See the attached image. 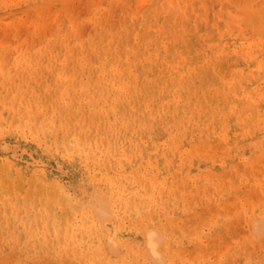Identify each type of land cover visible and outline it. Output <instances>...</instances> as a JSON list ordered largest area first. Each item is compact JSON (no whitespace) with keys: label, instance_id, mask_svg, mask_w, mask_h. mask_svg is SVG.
Here are the masks:
<instances>
[{"label":"bare ground","instance_id":"1","mask_svg":"<svg viewBox=\"0 0 264 264\" xmlns=\"http://www.w3.org/2000/svg\"><path fill=\"white\" fill-rule=\"evenodd\" d=\"M106 1L0 0V264H260L264 0Z\"/></svg>","mask_w":264,"mask_h":264},{"label":"rangeland","instance_id":"2","mask_svg":"<svg viewBox=\"0 0 264 264\" xmlns=\"http://www.w3.org/2000/svg\"><path fill=\"white\" fill-rule=\"evenodd\" d=\"M39 2H42V0H38ZM44 1H46V0H44ZM105 1V4H108V1H106V0H104ZM77 2H79V0L77 1L76 0V2H75V5L76 6H80L81 4H80V2L79 3H77ZM26 5H27V3L25 2H21L20 3V5H13L12 7L14 8V10H18V12H19V16H21L22 17V19H28L29 17H30V15H29V12L27 11V9H26ZM2 8H0V13H1V15H4L6 12H9V11H11L12 10V7L11 8H9L8 9V6L6 7V8H4L5 7V5L3 6V5H0ZM23 13V14H22ZM32 24H30V22H28V26L30 27V28H32V26H31ZM5 26H6V24H5ZM24 26V27H23ZM21 32H25L26 31V25H24V24H22L21 25ZM1 144H4V146L3 145H1ZM7 144V142L6 141H4V140H0V155H5L6 153H9V154H12V155H16L15 157H18V158H20V159H22V160H24L25 162H27L28 164H41L42 165V167H44V169H48L49 167H51V165H50V163L45 159V158H43V157H37V156H35V155H32L31 153H30V151H26V150H23V147H21L20 145H17V144H11V145H9V146H7V147H5V145ZM10 144V143H9ZM15 147V148H14ZM24 162V163H25ZM57 170H60L61 171V173L63 174V175H67V173H69V172H66L65 170H63V168H59V169H57ZM205 172V170H203V173ZM71 183L72 184H75V178L71 175ZM251 183H253V179L250 181V183H247V181H244V182H242V186H241V190L242 191H246L247 190V192H250L249 190H250V188H251ZM245 184V185H244ZM92 187H93V189H96V187H95V185L93 184L92 185ZM227 193V194H226ZM228 193H229V191L228 190H226V191H224V193H222V194H220L219 196H217V199L216 200H218L217 202H220V203H222V204H227L228 203V201H230V199H229V195H228ZM181 200V201H180ZM132 201H133V203H134V206L136 207H138L139 208V200H138V198H135V196H133L132 197ZM178 202L180 203V205L182 206V208H184V203H185V201H184V198H182L181 196H179V199H178ZM242 202L245 204V206H246V208H247V210H248V212H250L249 214L247 213V215H246V217L245 218H243V221H242V223H240V224H235L234 226L235 227H233L232 228V232L231 233H229L228 231H226L224 228H225V226H226V223H224V224H220V223H218V224H216V225H214V227L210 230V227H209V230H208V228H206V226H209L210 224V222L208 223L207 221V218H209L212 214V211H211V209H209V208H205L204 210H203V212H200V211H202L201 209L203 208L202 207V204L200 203V205L199 206H197L196 207V210L198 211L197 212V214H196V220H200V219H205L206 220V222L209 224H207L206 222H204L203 220H202V223H204L206 226H205V229H207V230H205L206 231V233H208V236H215V235H220L221 236V239H220V245H219V250H220V248H222V245H221V242L222 241H225V239L226 240H229V239H231V238H233L234 236L235 237H242L243 238V235L248 231V230H250L251 229V233H252V235H253V237L255 238L256 237V243H257V246L255 247V250H256V260H257V262H260L261 261V263L260 264H264V259H262L261 260V257H263L264 256V233H259L257 230H259L260 231V229H257V224H258V222L256 221L257 219H260V218H262V216H264V214H262V213H264L263 211H264V209H262V210H259L258 212H253V209L251 208V206H250V203H249V201H248V199L246 198V197H244L243 198V200H242ZM249 203V204H248ZM227 205H230V204H227ZM251 209V210H250ZM184 211L185 212H187V210H185L184 209ZM182 209L181 210H178L177 209V214L178 215H181V214H183V213H185ZM261 214H260V213ZM232 213H234V212H232ZM259 213V214H258ZM186 214V213H185ZM209 215V216H206V215ZM211 214V215H210ZM141 215V213H139L138 214V216L137 217H139ZM254 215V216H253ZM255 215H256V217H255ZM213 216V215H212ZM235 216V215H234ZM253 217V219L252 218H250V217ZM249 217V218H248ZM213 219H211V218H209L210 220L209 221H211L212 220V222L213 221H215V219H214V216L212 217ZM249 219L250 220H252V221H249ZM255 220V221H254ZM144 222V221H143ZM199 222H201V220L199 221ZM246 222H248V224H250V225H248ZM250 222H254L253 224L252 223H250ZM256 223V224H255ZM242 224V225H241ZM244 224V225H243ZM246 224V225H245ZM255 224V225H254ZM249 227V228H246V227ZM255 228V229H253V228ZM224 229V230H223ZM146 231V228H142L141 226H138V227H135V225H134V228H133V232H134V235L137 237V238H139L140 239V241H141V243H143L144 241H145V237H146V235H147V233L145 232ZM222 231H224V233H222ZM255 235V236H254ZM259 235V236H258ZM226 237V238H225ZM234 237V238H235ZM233 238V239H234ZM262 241H261V240ZM260 245V246H259ZM161 248H164V246L162 245L161 246ZM259 248V249H258ZM262 248V249H261ZM258 252H259V254H260V256H259V254H258ZM8 253H9V250L6 248V249H4V250H2L1 251V255L3 254V255H8ZM245 253V254H244ZM242 256L243 257H245L246 256V251L245 250H242ZM259 257V258H258ZM264 258V257H263ZM10 263L11 264H19V263H17V261L16 260H18L19 261V259H18V257L17 256H13V255H10ZM25 261V260H24ZM24 261H22L20 264H55V262L53 261V260H51V259H46V258H44V260H36V261H25V263H24ZM166 264H170L169 263V261L167 260V263Z\"/></svg>","mask_w":264,"mask_h":264}]
</instances>
